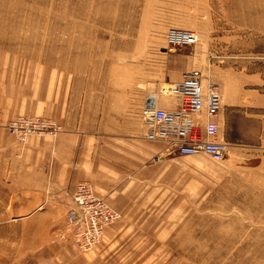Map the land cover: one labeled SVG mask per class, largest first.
Listing matches in <instances>:
<instances>
[{
	"label": "rangeland",
	"instance_id": "obj_1",
	"mask_svg": "<svg viewBox=\"0 0 264 264\" xmlns=\"http://www.w3.org/2000/svg\"><path fill=\"white\" fill-rule=\"evenodd\" d=\"M169 28L198 41L171 47ZM218 54H247L238 69L264 73V0H0V136L20 155L30 137L62 127L109 137L101 152L119 174L102 169L108 183L96 193L121 214L81 250L66 222L71 191L58 205L22 207L1 159L0 264H264L255 135L228 144L219 130L221 160L176 155L161 142L146 160L138 143L121 140L140 133V108L160 102V87L183 71L213 80ZM41 120L56 131L25 135Z\"/></svg>",
	"mask_w": 264,
	"mask_h": 264
},
{
	"label": "crops",
	"instance_id": "obj_2",
	"mask_svg": "<svg viewBox=\"0 0 264 264\" xmlns=\"http://www.w3.org/2000/svg\"><path fill=\"white\" fill-rule=\"evenodd\" d=\"M245 12L248 14L247 8ZM244 57L247 54H218L213 60V81L221 87L223 104L216 120L228 144H248L253 141L249 136L255 135L256 142L264 148V73L238 69ZM160 100L173 106L170 98ZM108 140L109 137L99 134L89 135L75 128L62 127L54 135L30 137L20 155L12 151L10 139L3 134L0 136V160H4L5 172L1 175L10 192L21 193L22 207L58 205L59 197L67 199L69 190L72 192L78 182L91 183L99 193L103 191V183H108L102 169L119 174L117 164L101 152L108 149ZM121 140L138 143L146 160L161 152L162 142L147 141L143 129ZM131 167L130 174H134L142 166Z\"/></svg>",
	"mask_w": 264,
	"mask_h": 264
},
{
	"label": "built area",
	"instance_id": "obj_3",
	"mask_svg": "<svg viewBox=\"0 0 264 264\" xmlns=\"http://www.w3.org/2000/svg\"><path fill=\"white\" fill-rule=\"evenodd\" d=\"M165 38L171 47L191 46L198 41L195 32L179 28H169ZM165 85L160 87L159 95L170 98L173 106L146 100L139 111L144 138L164 143V148L176 155L203 154L215 160L223 159L227 143L217 139L219 124L216 120L223 110L220 85L206 79L199 68L183 71L180 78ZM29 124L23 127L25 135L55 130L44 120ZM11 128H15V122ZM70 198L66 222L72 241L79 249L90 250L101 240L104 229L121 214L87 182L77 183Z\"/></svg>",
	"mask_w": 264,
	"mask_h": 264
},
{
	"label": "bare ground",
	"instance_id": "obj_4",
	"mask_svg": "<svg viewBox=\"0 0 264 264\" xmlns=\"http://www.w3.org/2000/svg\"><path fill=\"white\" fill-rule=\"evenodd\" d=\"M165 86H166V85H165ZM165 86H164V87H165ZM164 98H166V97L164 96Z\"/></svg>",
	"mask_w": 264,
	"mask_h": 264
}]
</instances>
